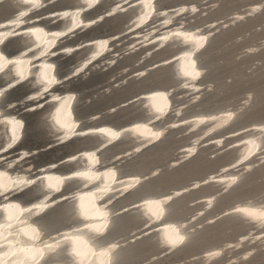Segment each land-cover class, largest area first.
<instances>
[{
	"label": "bare ground",
	"instance_id": "obj_1",
	"mask_svg": "<svg viewBox=\"0 0 264 264\" xmlns=\"http://www.w3.org/2000/svg\"><path fill=\"white\" fill-rule=\"evenodd\" d=\"M0 2L11 11L0 19V27L12 26L0 30V97L7 84L11 88L8 101L20 102L12 114L24 122L22 138L17 135L19 142L15 143L10 128L15 130L16 123L0 100V264H125L131 256L126 246L141 240L160 251L143 262L146 264L183 250L197 240L199 228L224 217L247 227L235 240L193 256L200 264L215 263L225 254L223 264H235L264 249L262 196L239 199L211 212L219 196L264 163V122L230 128L252 95L237 106L187 112L213 87L207 80L205 54L217 24L198 20L196 2ZM263 6L264 0L254 2L233 12L228 22L235 24ZM117 15L124 20L119 31L95 33L105 19ZM20 33L24 35L16 37ZM123 35L129 39L124 52L143 49L139 63L155 53H167L133 73L141 78L151 69H168L167 83L140 87L127 99L97 108L91 105L95 93L84 81L92 72L114 65L119 56L115 42ZM261 44L264 46V39ZM39 59L40 68L32 71V63ZM13 84L18 85L13 88ZM30 96L39 99L25 105ZM34 103L42 106L25 113ZM125 105L137 106L142 114L133 111L123 118L112 116ZM38 130L51 137L43 146L30 141ZM172 132L188 143L176 148L169 168L192 159L205 146H211L212 154L233 152L216 171L200 179L170 189H152L148 182L162 168L157 165L141 171L126 163L160 145ZM60 143L68 148L62 158H34L39 151ZM65 158L74 163L47 171ZM203 187L214 189L189 202L201 208L191 213L180 208L176 200ZM207 213L210 215L205 216ZM39 240L41 244L36 243ZM244 245L247 248L240 251ZM233 251L240 252L232 255Z\"/></svg>",
	"mask_w": 264,
	"mask_h": 264
},
{
	"label": "rangeland",
	"instance_id": "obj_2",
	"mask_svg": "<svg viewBox=\"0 0 264 264\" xmlns=\"http://www.w3.org/2000/svg\"><path fill=\"white\" fill-rule=\"evenodd\" d=\"M258 1L263 0H165V5L196 2L200 10L196 15L198 20L201 23L217 24L214 40L205 54V64L209 69L207 80L212 82L213 87L205 90L200 100L190 106L187 112L237 106L245 103L247 95H252V100L243 107L230 128L243 127L253 122H264V46L261 44L264 39V6L258 13L247 16L235 24L228 22V18L233 12L243 11L248 5ZM7 9V5H0V19L11 14V11H7ZM123 21L122 15L107 18L95 28L97 30L95 33L108 34L119 31L123 26ZM128 41L129 39L125 35L119 36L114 46L119 56L114 65L92 72L84 81L86 87L93 89L92 93H95L96 96L93 98L92 106L106 109L131 97L140 87L158 86L161 83L166 85L168 69L161 67L151 69L141 78L133 73L163 58L167 53H155L152 57L145 58L139 63L137 60L143 53V49L136 52H124ZM253 46L255 49H252ZM91 105L90 107H92ZM133 111H137L138 115L142 114L137 106L125 105L112 116L123 118ZM39 132L40 130L36 131L30 137V141L36 146H43L48 143L51 137L45 136V134L41 135ZM184 142L188 143L185 137H177L174 132L169 133L160 145L146 149L142 154L128 159L126 164H129L130 167L135 166V169L141 171H149L152 167L159 165L162 168L161 172L150 179L148 185L156 190L170 189L186 185L194 179H200L208 173L216 171L233 152L212 154L211 146H205L192 159L169 168L167 164L175 157L176 148ZM228 142H230L229 139L226 143ZM65 149L67 151L68 148L64 146L45 152L39 151L34 158L49 156L62 158L66 153ZM62 150L63 152H61ZM212 189L214 188L203 187L198 190H190L189 193L176 201L180 208L191 213L201 208L202 205L190 206L189 202L203 192L207 193ZM255 195L264 198V163L255 167L252 172L243 175L240 183L230 192L219 196L217 204L211 212H219L239 199ZM209 213L205 216L210 215ZM54 222L58 225L63 223L55 220ZM246 227L245 224L228 220L226 217L217 218L199 228L198 237L194 243L179 252L149 261L146 264H200L193 256L212 245L235 240ZM126 247L130 249L131 256L125 264H143L149 260L152 254L160 252L155 247L146 245L144 240ZM246 248L247 245H244L240 251ZM238 252L233 251L232 255ZM226 256L225 254L222 260L212 264H223ZM235 264H264V249H257V252L249 260L239 261Z\"/></svg>",
	"mask_w": 264,
	"mask_h": 264
},
{
	"label": "snow or ice",
	"instance_id": "obj_3",
	"mask_svg": "<svg viewBox=\"0 0 264 264\" xmlns=\"http://www.w3.org/2000/svg\"><path fill=\"white\" fill-rule=\"evenodd\" d=\"M22 82L23 81H19V83H22ZM16 85H18V84H13L12 87L14 88V87H16ZM4 87L7 89V91H5L3 96L0 97V100H2L3 103L6 106L7 114L9 116V119L13 120L16 123V129L15 130L10 128V135H12V138L15 141V143H18L19 140L16 139V136L18 135L19 139L22 138V130H23V127H24V122L22 120H20V118H18L17 114L14 115L12 113H13V109L14 108L19 107L20 102L8 101L7 97H8V94L10 93V91H11V88H9L7 84ZM37 99H39V98L36 97V96L26 97L25 101L23 103H27L29 100H37ZM41 106L42 105L34 103L32 108L26 109V110L35 111L36 108L41 107ZM15 143H13L11 146L14 147Z\"/></svg>",
	"mask_w": 264,
	"mask_h": 264
},
{
	"label": "water",
	"instance_id": "obj_4",
	"mask_svg": "<svg viewBox=\"0 0 264 264\" xmlns=\"http://www.w3.org/2000/svg\"><path fill=\"white\" fill-rule=\"evenodd\" d=\"M4 2V1H3ZM3 2H0V4H2ZM35 23H37V22H35ZM33 23H29L28 25H32ZM26 25H23V26H21L19 29H21V28H23V27H25ZM10 27H12V26H4V27H0V30H3V29H6V28H10ZM24 35V33H20V34H18L16 37H22ZM15 37V38H16ZM40 60L41 59H39V60H37V61H35V62H33L32 64H34V65H32V71H36V70H38L39 68H40V64H39V62H40ZM178 59H176L175 61H173L172 63H174V62H176ZM49 92H45V97L47 98V97H50V94H48ZM34 100H29L27 103H24L25 105H27V104H30V103H32ZM137 102V100L136 101H134L133 103H136ZM52 103H57V101H55V102H52ZM132 103V104H133ZM33 111H30V110H28V111H26L25 113H32ZM64 146H66L64 143H60V144H57V145H55L54 147H49V148H47V149H44V150H42L43 152H45V151H49V150H52V149H54V148H59V147H64ZM2 154H0V156H1ZM74 163V161H72V159H69V158H65L63 161H61L58 165H57V167H48V169H47V171H54V170H56L58 167H60V166H65V165H71V164H73ZM39 173H43V172H39ZM85 190H87V188L86 189H83V191H85ZM76 195H74V196H71V197H68L67 199H65L63 202H65V201H70L71 199H73L74 197H75ZM2 197V196H1ZM5 201H7V199H5V200H3L2 201V203L3 202H5ZM80 220L82 221V222H88V220H85V219H83V218H80ZM155 232H157V231H155ZM31 243H33V242H31ZM37 244H41V241L39 240L38 242H36ZM171 253H169V254H167V255H170ZM166 255V256H167ZM165 257V256H164Z\"/></svg>",
	"mask_w": 264,
	"mask_h": 264
}]
</instances>
